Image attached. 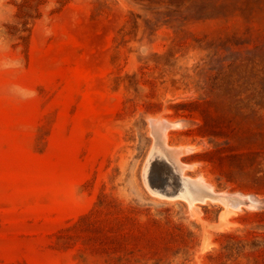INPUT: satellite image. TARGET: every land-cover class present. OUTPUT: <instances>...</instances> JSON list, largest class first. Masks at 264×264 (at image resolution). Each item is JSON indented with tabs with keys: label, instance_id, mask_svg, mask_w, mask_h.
Listing matches in <instances>:
<instances>
[{
	"label": "rangeland",
	"instance_id": "rangeland-1",
	"mask_svg": "<svg viewBox=\"0 0 264 264\" xmlns=\"http://www.w3.org/2000/svg\"><path fill=\"white\" fill-rule=\"evenodd\" d=\"M0 264H264V0H0Z\"/></svg>",
	"mask_w": 264,
	"mask_h": 264
},
{
	"label": "bare ground",
	"instance_id": "bare-ground-1",
	"mask_svg": "<svg viewBox=\"0 0 264 264\" xmlns=\"http://www.w3.org/2000/svg\"><path fill=\"white\" fill-rule=\"evenodd\" d=\"M160 122H161V120H160ZM174 124H175V123H174ZM176 124H177V123H176ZM179 124H180V123H179ZM172 125H173V124H172ZM180 125H181V124H180ZM181 126H182V125H181ZM183 126H184V125H183ZM173 127L175 128L176 126H173ZM177 127H178V125H177ZM177 127H176V129H177ZM171 129H172V128H171ZM176 129H175V130H176ZM168 130H169V129H168ZM167 132H168V131H167ZM167 137H168V136H167ZM154 138H155V137H154ZM163 139H164V138H163ZM165 140H166V139H165ZM161 141H162V140H161ZM163 141H164V140H163ZM154 142H155V141H154ZM154 142H153V143H154ZM165 142H167V140H166ZM155 143H156V142H155ZM163 144H164V143H163ZM165 144L167 145V143H165ZM159 145H160V144H159ZM187 146H188V145H187ZM187 146H185V147H187ZM171 147H172V146H171ZM174 147H176V146H174ZM180 147H181V146H180ZM183 147H184V146H183ZM197 147H198V146H197ZM200 147H201V146H200ZM176 148H177V150H179L178 147H176ZM188 148H192V147H188ZM161 149H162V148H161ZM172 149H173V148H172ZM180 149H181V148H180ZM195 149H196V148H195ZM199 149H200V148H199ZM164 150H165V149H164ZM196 150H198V149H196ZM184 151H185V150H184ZM192 151H193V150H192ZM165 152H167V151H165ZM165 152H163L162 154H164V155L166 156V153H165ZM194 152H195V150H194ZM159 153H160V152H159ZM192 153H193V152H192ZM170 154H172V153H170ZM155 155H156V154H155ZM158 156L161 157V156H163V155L160 154V155H158ZM183 156H184V155H183ZM149 157H150V156H149ZM159 157H158V158H159ZM163 157H164V156H163ZM161 158H162V157H161ZM161 158H160V160H161ZM165 158H166V157H165ZM167 158H168V157H167ZM167 158H166V159H167ZM148 159H149V158H148ZM177 159H178V158H177ZM154 160H155V159H154ZM150 161H151V160H150ZM165 161L167 162V160H165ZM161 162H162V160H161ZM161 162H159V163L161 164ZM179 162L181 163V160H179ZM179 162H178V163H179ZM148 164H149V162H148ZM148 164H147V165H148ZM155 164H156V163H155ZM164 164H165V162H164L163 164H161V165H164ZM166 164H167V166L169 165V163H166ZM166 164H165V165H166ZM170 164H172V163H170ZM181 164H184V163H181ZM174 165H175V164H174ZM184 165H185V164H184ZM186 165H189V166H192V165H193V168H194V167H195L194 165H196V164H192V165H190V164L187 163ZM167 166H166V167H167ZM146 167H147V166H146ZM158 167H159V166H158ZM173 167H174V166H173ZM184 167H185V169H186V166H184ZM149 168H150V167H149ZM154 168H155V167H154ZM162 168H163V167H162ZM167 168H168V167H167ZM167 168H165V169H167ZM169 168H170V165H169ZM171 168H172V167H171ZM193 168H192V169H193ZM182 169H183V168H182ZM185 169H183V172H184ZM194 169H195V168H194ZM194 169H193V170H194ZM146 170H147V169H146ZM158 170H160V169H158ZM173 170H174V169H173ZM173 170H170V171H173ZM148 171H149V170H148ZM167 171H168V170H167ZM181 171H182V170H181ZM144 172H145V170H144ZM147 173H148V172H147ZM165 173H166V172H165ZM165 173H163V175H164ZM170 173H171V172H170ZM174 173H175V172H174ZM178 173H179V172H178ZM144 174H145V173H144ZM171 174H173V172H172ZM180 174H181V173H180ZM145 175H147L146 177H148V174H145ZM166 175H167V174H166ZM168 176H169V175H168ZM165 177H167V176H165ZM174 177H175V176H174ZM182 177H186V176H182ZM148 178H149V177H148ZM157 179H158V178H157ZM188 179H189V178H188ZM144 180H146V179H144ZM147 180H148V179H147ZM159 180H160V179H159ZM167 180H168V179H167ZM170 180H172V179L170 178ZM181 180H183V179H181ZM189 180H191V179H189ZM200 180H201V179H200ZM184 181H186V178L184 179ZM187 181H188V180H187ZM202 181H203V180H202ZM148 182H149V181H148ZM161 182H162V181H161ZM172 182H173V181H172ZM195 182H196V181H195ZM195 182H193V183H195ZM204 183H205V182H204ZM206 183H207V182H206ZM206 183H205V184H206ZM146 184H147V182H146ZM150 184H151V182H150ZM157 184H158V183H157ZM159 184H161V183H159ZM191 184H192V183H191ZM196 184H198V183L196 182L195 185H196ZM207 184H208V183H207ZM153 185H154V184H153ZM169 185H170V184H169ZM169 185H167V186H169ZM187 185H188V184H187ZM203 185H204V184H203ZM148 186H149V185H148ZM150 186H151V185H150ZM150 186H149V187H150ZM157 186H158V185H157ZM199 186H200V185H199ZM154 187H155V185H154ZM170 187H171V186H170ZM176 187H177V186H176ZM179 187H180V186L178 185V187H177V188H178V191H179V189H180ZM181 187H182V185H181ZM187 187H188V186H187ZM187 187H183V189H184V188H187ZM195 187H196V186H195ZM209 187H210V186H209ZM155 188H156V187H155ZM155 188L152 189V190L154 191ZM171 188H172V187H171ZM173 188L175 189V186H174ZM173 188H172V189H173ZM177 188H176V189H177ZM188 188H191V187L189 186ZM193 188H194V185H193ZM202 188H203V187H202ZM205 188H206V187H205ZM157 189H158V188H157ZM172 189H171V190H172ZM206 189H207V188H206ZM161 190H162V189H161ZM181 190H182V189H180V193L183 191V190H182V191H181ZM185 190H187V189H185ZM200 190H201V189H200ZM213 190H214V189H213ZM213 190H212V192H213ZM155 191H156V190H155ZM158 191H159V190H158ZM175 191H177V190H175ZM178 191H177V192H178ZM207 191H208V190H207ZM209 191H210V193H211V190H210V189H209ZM156 192H157V191H156ZM161 192H162V191H161ZM187 192L189 193L190 191H187ZM153 193H155V192H153ZM157 193H158V195H159L160 191L157 192ZM178 193H179V192H178ZM180 193H179V194H180ZM202 193H203V192H202ZM213 193L216 194V192H213ZM219 193H220V192H219ZM219 193H217V194H219ZM224 193H225V192H224ZM186 194H187V193H186ZM197 194H198V193H197ZM155 195H157V194L155 193ZM160 195H161V194H160ZM160 195H159V197H160ZM162 195H163V194H162ZM180 195H181V194H180ZM182 195H184V193H183ZM191 195H192V193H190V195H188V197L191 196ZM198 195H199V194H198ZM234 195H235V194H234ZM234 195H233V196H234ZM237 195H238V194H237ZM184 196H186V195H184ZM230 196H231V195H230ZM240 196H241V195H240ZM245 196H246V195H245ZM161 197H163V196H161ZM166 197H167V196H164L165 199H166ZM191 197L193 198V196H191ZM242 197H243V196H241V198H242ZM185 198H186V197H185ZM194 198H196V197H194ZM198 198H199V197H198ZM238 198H239V197H238ZM246 198H247V197H246ZM246 198H245V199H246ZM248 198H249V197H248ZM248 198H247V199H248ZM186 199H189V198H186ZM190 199H191V198H190ZM190 199H189V200H190ZM196 199H197V198H196ZM196 199H195V200H196ZM204 199H205V198H204ZM168 200H170V199H168ZM171 200H172V199H171ZM174 200H175V199H174ZM222 200H223V199H222ZM222 200H221V201H222ZM243 200H244V199H243ZM243 200H242V202H243ZM187 201H188V200H187ZM187 201H186V202H187ZM204 201H205V200H204ZM208 201H209V200H208ZM239 201H240V200H239ZM190 202H192V200H191ZM223 202H224V201H223ZM246 202H248V201H246ZM187 203H189V202H187ZM194 203H195V202H194ZM255 203H256V201H255ZM200 204H201V202H200ZM205 204H206V202H205ZM243 204H244V203H243ZM256 204H258V203H256ZM248 205H249V204H248ZM251 205H252V204H251ZM194 206H195V204H194ZM249 206H250V205H249ZM249 206H247V207H249ZM253 206H256V205L254 204ZM253 206H252V207H253ZM198 208H199V207H198ZM238 208H239V207H238ZM250 208H251V207H250ZM228 210H229V208H228ZM231 210H232V209H231ZM231 210H229V211H231ZM199 211H200V210H199ZM233 211H235V210H233ZM233 211H232V213H231V212H230V213L233 214ZM200 212H201V211H200ZM194 213H195V212H194ZM234 213H237V212H234ZM228 214H229V213H228ZM231 214H230V215H231ZM227 216H228V215H227ZM223 217H225V215H224ZM227 218H229V217H227ZM227 218H224V219H227ZM224 219H222V216H221V220H224ZM224 222H225V221H224ZM226 222H227V221H226ZM225 224H226V223H225ZM230 225H231V224H230ZM224 226H225V225H224ZM222 227H223V226H222ZM207 241H208V240H207ZM208 242H209V241H208ZM206 243H207V242H206ZM207 244H208V243H207ZM204 245H205V244H204ZM203 247H204V246H203ZM204 249H205V248H204ZM205 250H206V249H205ZM205 250H203V251H205Z\"/></svg>",
	"mask_w": 264,
	"mask_h": 264
},
{
	"label": "water",
	"instance_id": "water-1",
	"mask_svg": "<svg viewBox=\"0 0 264 264\" xmlns=\"http://www.w3.org/2000/svg\"><path fill=\"white\" fill-rule=\"evenodd\" d=\"M165 194L167 195V196H170V197H176L177 195H179V193L178 192H169V191H166L165 192Z\"/></svg>",
	"mask_w": 264,
	"mask_h": 264
}]
</instances>
